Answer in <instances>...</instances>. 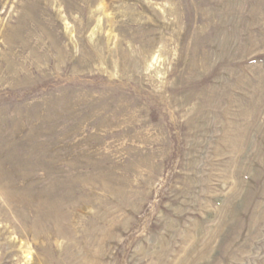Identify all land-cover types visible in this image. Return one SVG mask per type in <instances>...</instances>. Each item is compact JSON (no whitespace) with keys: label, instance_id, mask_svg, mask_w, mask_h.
<instances>
[{"label":"rangeland","instance_id":"obj_1","mask_svg":"<svg viewBox=\"0 0 264 264\" xmlns=\"http://www.w3.org/2000/svg\"><path fill=\"white\" fill-rule=\"evenodd\" d=\"M0 264H264V0H0Z\"/></svg>","mask_w":264,"mask_h":264}]
</instances>
